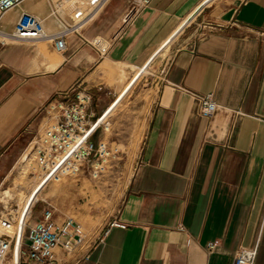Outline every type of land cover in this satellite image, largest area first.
Segmentation results:
<instances>
[{"label": "crops", "instance_id": "obj_1", "mask_svg": "<svg viewBox=\"0 0 264 264\" xmlns=\"http://www.w3.org/2000/svg\"><path fill=\"white\" fill-rule=\"evenodd\" d=\"M76 1L53 0L58 15L51 0H25L0 19V32H11L24 12L41 18L50 35L73 30L60 54L49 39L0 37V190L29 194L37 182L17 186V165L55 123L49 104L73 102L84 89L93 97L91 121L105 111L107 119L136 91L146 105L139 161L105 223L127 228H112L103 244L96 239L105 225L93 229L79 264H233L255 246V264H264V0ZM69 4L80 11L68 14ZM154 64L133 85L135 70ZM207 93L219 107L210 119L194 97ZM106 131L92 142L111 144ZM8 211L0 203V218ZM2 226L0 234L18 232Z\"/></svg>", "mask_w": 264, "mask_h": 264}, {"label": "built area", "instance_id": "obj_2", "mask_svg": "<svg viewBox=\"0 0 264 264\" xmlns=\"http://www.w3.org/2000/svg\"><path fill=\"white\" fill-rule=\"evenodd\" d=\"M25 0H0V19L12 8L21 5ZM50 1V0H49ZM53 13L59 15V8L51 0ZM147 1L140 3L144 6ZM81 22V21H80ZM73 31L65 26L60 32L47 34L43 22L34 14L22 13L18 18L13 32L3 35V41L29 42L49 39L54 43L57 53L66 49L65 36ZM199 103L200 113L205 118H212L218 111V105L212 93L194 94ZM93 105L92 95L84 90H78L75 100L52 102L48 111L56 120L47 127L41 135L32 142L31 150L40 163L42 171L50 177H58L60 173L78 174L91 157L104 158L109 155L105 143L92 142V137L100 129L107 130L105 111L101 116L91 121L90 109ZM102 162L92 164L91 176L97 178L102 171ZM34 206V204H33ZM31 207L23 223V216L19 219V231L8 237L0 234V264H6L10 254L16 255L15 264H59L58 253L69 258V264H79L83 258L80 250L86 243L87 235L76 220L67 218L58 223L54 211L47 209L41 218L30 224L32 218ZM11 215V214H10ZM19 216V215H18ZM126 229L127 226L118 220L111 221L105 230L97 237L96 242L103 244L105 237L112 228ZM180 230H184L180 227ZM216 243L208 245L210 251L216 248ZM258 247L240 250L233 264H255Z\"/></svg>", "mask_w": 264, "mask_h": 264}, {"label": "rangeland", "instance_id": "obj_3", "mask_svg": "<svg viewBox=\"0 0 264 264\" xmlns=\"http://www.w3.org/2000/svg\"><path fill=\"white\" fill-rule=\"evenodd\" d=\"M54 1L60 2V0ZM83 3L85 7L80 10L85 12L88 8L90 9V5H86L87 3L84 1ZM76 6L80 5L69 4L64 9H67L68 14L75 15L76 11L79 10L76 9ZM155 68L154 64L141 70H135L133 76L134 74L136 76L133 85L142 76H150ZM119 76L122 80L125 73ZM145 108L144 100L136 91L129 93L105 121L107 124L106 136H113L111 144L104 142L109 155L104 158L91 157L78 174L60 173L57 178H53L48 184H45L42 181L45 173L30 148L17 165L20 174L17 186L27 184L32 177H35L37 182H33L34 186L29 194L24 191L16 193L13 190H0V203L9 210L0 218V223L4 224L2 227L7 231L12 229L19 231V211L28 209L33 200L37 198L32 209V215L34 208L38 206H40V210L50 209L54 211L55 218L60 215H67L81 224L86 235L90 234L96 227H101L109 222V219H112L118 210L126 186L137 168ZM98 161L102 162L103 169L97 178H93L91 176L92 164ZM43 186L45 187L40 192ZM15 201L17 205L13 204ZM31 222L32 218L29 223L31 224ZM12 257L10 254L6 264H9Z\"/></svg>", "mask_w": 264, "mask_h": 264}, {"label": "bare ground", "instance_id": "obj_4", "mask_svg": "<svg viewBox=\"0 0 264 264\" xmlns=\"http://www.w3.org/2000/svg\"><path fill=\"white\" fill-rule=\"evenodd\" d=\"M15 8V7H14ZM13 9V8H12ZM11 9V10H12ZM10 10V11H11ZM9 12V11H8ZM7 12V13H8ZM38 17V16H37ZM39 18V17H38ZM42 22H43V25H44V27H45V30H46V25H45V23H44V21L41 19V18H39ZM15 26V25H14ZM13 29H14V27H13ZM13 29H12V31L11 32H0V37H2L3 35H10V34H12V32H13ZM47 32V31H46ZM47 34H49L48 32H47ZM56 176V175H55ZM54 175L53 176H51L50 177V175H49V173H47V174H44L43 175V178H42V181L45 183V184H48L49 183V181H51L54 177H55Z\"/></svg>", "mask_w": 264, "mask_h": 264}]
</instances>
